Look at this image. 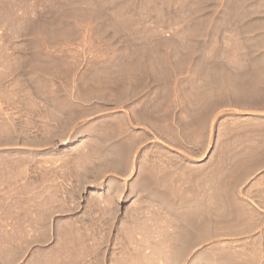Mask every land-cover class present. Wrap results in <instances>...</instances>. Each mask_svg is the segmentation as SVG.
Returning <instances> with one entry per match:
<instances>
[{
    "label": "rangeland",
    "instance_id": "obj_1",
    "mask_svg": "<svg viewBox=\"0 0 264 264\" xmlns=\"http://www.w3.org/2000/svg\"><path fill=\"white\" fill-rule=\"evenodd\" d=\"M130 263L264 264V0H0V264Z\"/></svg>",
    "mask_w": 264,
    "mask_h": 264
},
{
    "label": "bare ground",
    "instance_id": "obj_2",
    "mask_svg": "<svg viewBox=\"0 0 264 264\" xmlns=\"http://www.w3.org/2000/svg\"><path fill=\"white\" fill-rule=\"evenodd\" d=\"M127 154H128V152H120V154H117V157H116V160L117 161H119L120 159H125L126 160V158H127ZM121 161V160H120ZM119 161V162H120ZM123 163V162H122ZM144 211V210H143ZM156 222V221H155ZM163 226V225H162ZM167 230V229H166ZM198 232V231H197ZM198 234V233H197ZM196 236V235H195ZM150 239V238H149ZM152 240V239H151ZM183 244H185V241L183 242ZM147 248V247H146ZM134 249V248H133ZM151 250V249H150ZM176 250H178V249H176ZM142 251V250H141ZM131 264V263H130Z\"/></svg>",
    "mask_w": 264,
    "mask_h": 264
}]
</instances>
